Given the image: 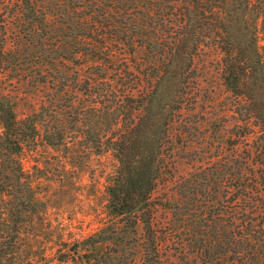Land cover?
I'll list each match as a JSON object with an SVG mask.
<instances>
[{"label": "trees", "instance_id": "16d2710c", "mask_svg": "<svg viewBox=\"0 0 264 264\" xmlns=\"http://www.w3.org/2000/svg\"><path fill=\"white\" fill-rule=\"evenodd\" d=\"M261 18L264 0H0V264H23L26 229L47 211L26 148L42 141L61 150L78 133L119 163L107 187L111 224L42 264H264ZM202 47L223 54L240 124L232 150L205 148L208 167L194 189L185 179L175 204L159 206L152 198L172 117ZM22 91L36 101L24 117ZM160 208L183 229L159 233Z\"/></svg>", "mask_w": 264, "mask_h": 264}, {"label": "rangeland", "instance_id": "374dc122", "mask_svg": "<svg viewBox=\"0 0 264 264\" xmlns=\"http://www.w3.org/2000/svg\"><path fill=\"white\" fill-rule=\"evenodd\" d=\"M259 22V46L264 55V18ZM24 44L25 39L20 45L22 49ZM222 59L219 49L202 47L195 56L193 68L187 73L188 86L185 90L189 97L180 113L177 114V111L172 117L176 119H172L169 129L173 141L166 145L164 151L167 168L152 198L159 206L175 204L181 181L191 180L194 189V180L204 177V169L208 167L205 148L209 144L220 148L226 143L228 151L232 150L234 141L230 137L240 123L234 118V98L224 83ZM15 86L9 85L6 93L15 90ZM17 98L20 116L30 114L36 101L25 91ZM97 128L102 135L109 133L105 125L98 123ZM68 143L61 150L51 148L42 141L26 148L25 169L35 178L47 211L41 223L28 225L26 229L23 264L29 261L31 264H42L43 260H51L63 244L84 242L111 224L107 187L118 170L117 159L111 151H98L82 133L70 136ZM208 190V194L215 198L217 193L210 192V187ZM229 194L227 189L219 195L228 197ZM195 198L199 202L198 214H203L204 190L197 189ZM155 227L159 233L177 232L183 229V224L174 219L171 210L160 208ZM139 234H142L141 227ZM166 247L164 245L163 248ZM170 262L176 264L178 260L172 258Z\"/></svg>", "mask_w": 264, "mask_h": 264}]
</instances>
